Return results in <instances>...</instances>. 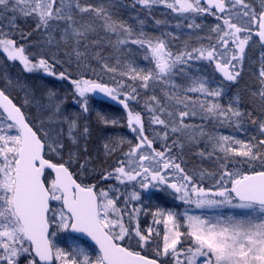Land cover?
<instances>
[{"label":"snow or ice","instance_id":"obj_1","mask_svg":"<svg viewBox=\"0 0 264 264\" xmlns=\"http://www.w3.org/2000/svg\"><path fill=\"white\" fill-rule=\"evenodd\" d=\"M0 264H264V0H0Z\"/></svg>","mask_w":264,"mask_h":264}]
</instances>
